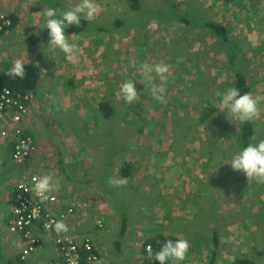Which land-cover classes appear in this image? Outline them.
<instances>
[{"label":"crops","instance_id":"0c3cea01","mask_svg":"<svg viewBox=\"0 0 264 264\" xmlns=\"http://www.w3.org/2000/svg\"><path fill=\"white\" fill-rule=\"evenodd\" d=\"M0 1L7 5L5 10L0 7V15L7 12L11 18L17 17L18 22L13 29L17 28L18 32L21 33L20 35H23L22 33L25 31H33L34 27H38L41 22L43 13L39 12L37 8L32 9V1L28 0L25 7L22 6V12L7 4V0ZM212 2L215 3L217 0ZM219 2L216 7L212 5L210 8L208 6L214 10H209L206 6H203L205 11L197 12L194 10L191 12L185 7L182 10L190 13L186 17L191 18V16H195V13H199L200 17L209 19L213 18V15L217 16L218 7H227V4L236 7L238 0H231L230 2L219 0ZM235 18V21L231 23H229L227 15L220 22L215 19L212 21L222 24L226 28L227 35L232 40L229 51L238 50L241 53V58L245 61L244 67L247 70L246 57L243 51V43L246 40L242 43L231 34L232 32L235 34L243 31L247 27H249L247 31L255 27L248 26V22L240 26L238 22L243 18ZM164 20L167 19L164 18ZM164 20H161L164 24L172 23H166ZM191 22L192 25L182 24L186 31L193 34H205L206 38L217 37L219 39L214 47L217 52L215 55H211L209 52L208 62L214 60L220 65L221 70L224 69V74H220V71L218 77L213 78L209 74L210 70L203 67V63L198 62L192 69L188 63L189 71L184 70L186 74L170 76L167 73L168 78L165 81L155 77L154 83L164 84L163 95L166 94V102L164 103L157 102L153 98L150 87L143 89V91L140 87L136 88L140 94L138 100L133 104H127L120 93L117 96L116 89L118 87H114L115 89L112 90L113 88L106 85V82L112 83L110 78L103 77V84L105 85L98 86L96 90L88 74L76 66H74L75 70L70 73L65 70V65H69L70 62H65V64L62 62L53 63L49 60L52 57V52L49 51L48 47L42 45V40L37 38L33 37L30 40L24 38V42L19 44L21 49H18L17 45L14 44L16 38H13L11 42L9 41L8 45L23 52L20 56L16 54L13 58H9L6 54V46L4 45L2 54L8 64L13 66L17 59H22L24 64L34 65L40 70V79L35 90L37 97L30 105L29 114L24 120V126L28 133L36 138L38 146L36 153L30 158L26 166L16 165L11 157V143L9 140L0 138V239L3 242L1 243L7 245L13 253V257L20 255L19 250L22 246L16 249V246L12 245V236L6 237L5 216L9 211V197L11 195L8 189L13 178L23 172H30L42 176L53 174L59 180V191H55L60 200L58 211L67 210L70 204H78L75 211L76 215L73 214L64 222L69 229L67 233L73 234L80 240L86 237L92 238L102 252V259L99 264H150V258L144 252L145 244L158 235L175 238L184 237L190 242L191 247L187 257L179 264H216L217 261V264H222L223 257L234 258V256H229L228 253L224 252V248L219 255L217 254L216 258L214 248V242L217 239L216 230L219 231V228L220 230L227 229L222 244L224 242L231 243L233 238L238 237V234L228 230L229 226L225 228V224L216 222L212 229L203 228L213 232L214 238L206 234L199 235L195 246L192 227L198 223L194 222H198L197 217H199L203 224L206 222L209 225L208 222L211 220L223 219L221 214L226 209L227 212L232 211L231 207L237 208L238 210H236L242 213L245 211L252 212L256 202L249 198L255 195V188L257 187V192H263L264 184L260 186L249 185L242 172L231 170V165L227 164L230 162L233 150L236 153L242 148L230 140V135L236 130L240 132L241 123L235 124L227 120L226 111L221 112L218 107V94H222L227 89L235 88V78L228 67L230 53L225 51L220 38L205 26L207 21L204 24L200 20ZM32 31L29 36L33 35ZM7 35L8 33L2 36L3 39ZM149 41L150 39L146 42L138 41L139 47H136L135 50L142 55L144 53L142 46ZM2 43L3 41L0 40V45ZM218 43H220V50L216 48ZM86 44L88 45V42ZM55 54H58V50ZM149 60L150 65H154L153 59H147V61ZM137 61L140 62L138 59ZM82 65L85 66V60ZM136 66L139 69L143 64L139 63ZM136 66L135 68H137ZM68 68L71 69V66ZM249 73L246 72L250 87ZM153 75L155 76V74ZM184 78L188 83L191 95L196 94L195 86L200 82L205 84L206 82L218 81L220 88L214 87L212 98L206 99L205 96L200 98L199 105L204 106V110H206V113L201 112L204 116L196 114L195 118L192 115L191 118L184 120L185 122L188 120L197 122L195 119L200 117L198 124L207 119L212 120L211 123L209 125L201 123L202 126L197 125L194 128L196 132L198 131L199 138H195L197 134L195 131H190L187 135L189 136L192 132L190 138L181 141L164 135L172 132L173 128L169 127V124L176 128L172 120L167 117L170 115L171 105L178 104V97L175 95L176 90L172 88L169 90V84H174V81L178 83ZM84 81H89L87 89L91 90L90 96L87 97H84V94L80 96L78 92L80 87H77ZM74 83L78 84L75 85ZM145 83L147 84V82ZM229 83L233 86L231 87ZM183 85H185L184 80ZM96 91L102 92L103 105L112 103L113 108L121 107L125 113L126 119H122L120 110L116 109H113L111 113L104 111L103 114L108 119L113 117L116 120L109 124V129L113 132L109 140L114 139L115 134H117V143L110 142L106 137L108 132L105 124L107 123L102 125V114L97 112L101 107H98L96 100L98 96L94 97ZM172 91H174L173 98L169 99L168 92L172 93ZM110 93L116 97L111 96L114 98L110 99ZM182 93L185 111L189 112L190 109L186 105L194 107L190 102L197 103V101H192L189 96H185L184 90ZM115 100H117L116 103ZM121 101H123V106H121ZM199 109L201 108H197V110ZM173 110L176 112V109ZM207 110L213 113L214 118ZM256 120L258 119H255L254 122L255 135L258 129ZM74 123L77 124V129ZM86 131L89 134L83 137V132ZM122 136L124 137L123 141L120 139ZM233 176L234 178H242L238 181L239 183L237 182L238 186L235 187L238 192L242 193V196H239L240 200H237L234 206L232 203H226L219 208L218 205L222 196H228L224 190L229 191V189L226 186L220 190L218 183L221 184L223 181L222 186L228 183L235 184V180L226 181L228 177L232 178ZM120 178L126 181L123 185L116 187L109 184V179ZM259 203L263 206L264 198L259 200ZM245 205H247V210ZM253 217H256V214L253 213ZM99 219L103 220L106 228H97L96 224ZM199 225L203 227L202 224L199 223ZM203 229L199 228L197 231L199 233L204 232ZM43 242V247L41 245L28 256L23 264L60 263L55 244V234H45Z\"/></svg>","mask_w":264,"mask_h":264},{"label":"rangeland","instance_id":"374dc122","mask_svg":"<svg viewBox=\"0 0 264 264\" xmlns=\"http://www.w3.org/2000/svg\"><path fill=\"white\" fill-rule=\"evenodd\" d=\"M32 1V0H30ZM141 4V6L147 10H142L140 13L138 11H132L130 0H95V3L99 6V12L96 16V18L91 22H97L101 26L108 28L111 24H115L120 21H124V27L121 29L116 30V32L109 33L108 31L103 32L100 30V28L97 30V28H93L91 30H88L87 32L79 34H73L70 33L68 28L65 29V35L70 36L71 41L75 42L78 49H79V63L72 64L69 63V65H65L66 71L68 73L75 70L76 66L79 70L85 72L88 74V77L92 80V84L94 88H98V86L105 85L103 84V77L104 78H110L112 83L109 81V83L106 82V85L113 88L114 90L116 87L117 96L118 93H120L119 85L122 84L125 80H130L135 82L134 87L135 88H142L146 89L144 76L142 67L138 69L137 64H149L150 60L147 61V59H153V63H159L163 62L168 66L170 69L169 73L170 76H177L186 74L184 70H188V63H190V68L192 69L198 62L203 63V67L208 68L210 70L211 77H218L219 72L220 74H224V69H220L219 66L214 60L208 62L209 56L215 55L216 50L215 47V41L214 40H208L206 38L205 34H193L189 31H186V28L183 23L176 22L177 19L173 18L176 15H179L181 17H186L190 13H182L178 12L179 8L180 10L185 7L186 9H190V11L196 10V11H205V8L203 6H206L209 10L211 6H215L219 4V0L217 2L213 3V0H138ZM79 0H38L37 3L32 4V9L37 8V10L43 13L41 22L39 23L38 27H34L31 36V31H25V33H22L23 35H20L21 33L18 32L16 29H9L5 28L4 33L0 36V40L3 41V43L0 45V67L6 68L8 66H11L6 61L5 57L3 56L2 52L4 51V45L6 46V54L9 56V58L15 57L17 54L20 56L23 52L16 50L14 47H11L8 45L9 41L13 38H16L17 40L14 42L16 47L18 49H21L19 44L24 42V38L32 39L37 38L39 40H42V45L47 47V43L49 40L48 36V30L44 29L45 25V16L44 11L48 8H54L57 10V13L67 10L75 4H77ZM189 2V3H187ZM1 3V1H0ZM7 4H10V6H14L15 10H21L22 6L25 7V4L28 3V0H7ZM168 4L171 6L168 7V9L165 11L163 8H165ZM210 6V8L208 7ZM0 7L7 9V5L5 3H1ZM219 10L217 12V16L213 15V18H209L207 20H213L215 19L217 22H220V20L224 19V16L227 15L229 23L235 21V17H242L243 20H240L238 24L245 25L246 22H248V26H254L255 28L248 30L249 27H247L243 31L236 32L235 34L232 32V36L236 37L237 41L244 42V54L246 57V65L247 70L246 72H250L248 74L249 84L252 90V94L254 96H261L264 97V0H239L238 3L235 6H230L227 4V7H218ZM30 10V9H27ZM33 11V10H31ZM3 12V11H2ZM6 12V11H4ZM22 12V10H21ZM16 13V12H15ZM150 13V14H148ZM140 14V15H139ZM198 14L196 13L193 18L190 19V21H197L198 20ZM137 19L133 18L134 16H138ZM0 16H5V18H8L11 22V17L5 13H1ZM164 17L167 20H164L166 23L171 24H164L161 20H156L158 18ZM217 17V18H215ZM83 19V18H82ZM214 21V20H213ZM139 23L140 27H134L135 23ZM160 22V23H159ZM12 23V22H11ZM130 25H132V29L130 28ZM182 25V26H181ZM197 25V24H194ZM181 26V27H180ZM10 30V31H9ZM192 31V30H191ZM37 32V33H36ZM8 33V35L3 39L2 36H5ZM18 33V35H17ZM150 39V41L142 46V50L144 53L141 55L139 51L135 50L138 46L139 42H146ZM253 41H255V46H253ZM88 42V45L86 44ZM219 42V40L217 41ZM221 42V40H220ZM148 45V46H147ZM153 45V47H151ZM24 46V44H23ZM3 48V50H2ZM210 52V54H209ZM137 54L138 56L136 57ZM52 57L49 59L53 63H59L62 62L65 64V62H68L65 59V56L62 52H59L58 54L51 53ZM208 56V57H207ZM217 57V56H216ZM219 57V56H218ZM217 57V58H218ZM135 59V60H134ZM140 60L139 61H137ZM85 60V66L82 65V63ZM171 60V61H170ZM142 62V63H141ZM87 64V65H86ZM91 64V66H90ZM182 64V65H181ZM89 65V66H88ZM175 65V67H173ZM68 66H71V69L68 68ZM135 66L137 68H135ZM61 67V66H58ZM250 68V70H249ZM189 71V70H188ZM143 77V78H142ZM84 78H86L84 76ZM171 79V78H170ZM140 80H142L140 82ZM183 80L185 81V85H183ZM144 82V83H143ZM143 83V84H141ZM174 84H169V90L171 88L175 91V95L178 97V104L177 105H171V108L169 111L170 115H168V119L172 120V123H174V128L171 124H169V127L172 129V132L166 133L164 136H168V138H174V139H187L190 138L187 136L190 131H195L194 126L197 124V122H193L192 120H188L185 122L184 120H187L192 117L195 118L196 114L201 115V112H205L204 106L199 105L200 98L205 96L207 99L212 98L215 88H220L218 81H212V82H206L205 84L203 82H200L198 85L195 86L196 94H190V89L188 87L187 81L184 79L180 80L178 83L175 81ZM77 85L78 83H74ZM84 84V85H83ZM83 84H79L77 87L78 92L80 93V96L84 97L90 96L91 90L87 89V85H89V81H84ZM137 85V87H136ZM207 85L208 87H206ZM229 85L232 87L233 85L229 83ZM115 87V88H114ZM184 90V95L189 96L192 101H197V103H191L194 105L192 107L191 105H186L187 108L190 109L189 112L185 111L186 107L183 104V93L182 90ZM186 90V91H185ZM109 91V90H108ZM168 92L169 99L173 98V93ZM198 92V93H197ZM172 94V95H171ZM203 94V95H202ZM110 99L116 97L114 94L110 93ZM96 99L98 102V107H101L99 110H97L98 113L101 112L102 114V125L104 123H107V132L108 134L106 137L108 140L111 138V135L113 132L109 129V124L114 123L116 120L113 117L106 118L104 117V111L112 112L113 109L120 110L121 118H125V113L121 107H112V103H109V105H103L101 96L102 92L96 91L94 97H97ZM114 96V97H111ZM140 96V94H139ZM138 96V98H139ZM188 97V98H189ZM121 98V97H117ZM166 98V94H165ZM189 98V99H190ZM138 100V99H137ZM117 100H115V103ZM121 106H123V101L120 102ZM133 104V103H132ZM201 108L197 110V108ZM260 108V114L256 118V126L258 129L256 130V135H252L248 144L256 142H259L260 140H264V100H262L259 104ZM173 109H176V112H174ZM199 111V112H198ZM207 112L211 113L210 110H207ZM227 114V113H225ZM202 116H204L202 114ZM211 116L214 118L213 113H211ZM166 117V116H163ZM85 120V119H83ZM197 121L199 119H195ZM228 120V119H227ZM212 120L207 119L206 121H200L201 123H207L209 125ZM233 123V122H232ZM178 125V126H177ZM198 125V124H197ZM75 128L77 129V124L74 123ZM124 127V126H123ZM122 127V128H123ZM234 130V129H233ZM91 133V132H90ZM172 133V136H171ZM196 136L195 138H199L198 131H195ZM78 134V133H77ZM89 132H83V137L88 135ZM32 135V134H31ZM79 135V134H78ZM239 135V132L236 130L232 136V141L234 144L238 146H242V143H239L237 141V136ZM33 136V135H32ZM34 137V136H33ZM133 137V136H131ZM260 137V139H258ZM35 138V137H34ZM161 136L159 137V139ZM117 134H115V138L112 140H109L112 143H117ZM121 141L124 140V137H120ZM36 140V138H35ZM105 141V140H103ZM231 143V144H233ZM103 144V143H102ZM217 150L219 148L217 147ZM233 154H235V151L233 150ZM13 161V160H12ZM232 170V168L230 167ZM245 175V174H244ZM236 177V176H235ZM234 178V176L232 177ZM227 178L228 180H235V184H226L225 186H222L224 183L223 181L220 185L219 189L222 190L226 186L228 187L229 191L224 190L225 194H228V196L223 195L220 199L218 207H222L223 204L226 203H232L234 204L239 201V196H242V193L238 192L235 187L238 186L237 182L242 179L239 178ZM248 182V181H247ZM239 183V182H238ZM249 185L253 186H260L261 184L256 183L255 181H249ZM258 188V187H257ZM257 188H255V195L249 199L255 200L254 209L252 212H238L237 208L231 207L233 210L226 211L221 214L222 218L211 220L209 225L205 222L204 224L202 221H200V218L198 222V225L192 227V233H193V240L195 242V246L197 244V238L199 235L206 234L207 236L213 237V232L208 231L209 229H212L214 224L216 222H221L226 228L228 227V230L234 231L235 234H238V237L233 238V241L231 243H223L224 247H222V239L225 240V235L227 233V229L223 230L219 228V231L216 230V237L219 241V244L215 245L214 242V248L216 253V258L223 249L224 252L228 253L229 256L232 255L234 258H226L223 257L222 264H232L237 259H249L257 264H264V204L263 206L261 203H259V200L264 198V189L263 192L259 191L257 192ZM244 202H247V200H244ZM245 208L247 210V205H245ZM258 208V209H257ZM237 209V210H236ZM240 209V208H239ZM253 213L256 214V217H253ZM214 216V212H213ZM200 224L203 225V227H200ZM230 223V224H229ZM203 229L204 232L197 231L198 229ZM6 237L11 236L8 232H6ZM1 240V239H0ZM212 240V239H211ZM2 242V240L0 241ZM3 243V242H2ZM44 245V242L42 244V247ZM2 247V254L3 256H0V264H18V256H12L10 251L8 250L7 245H1ZM7 247V248H5ZM235 250V251H234ZM10 253V255H9ZM35 254V253H34ZM218 254V255H217ZM9 261V262H8ZM22 261V260H21ZM26 261V260H25ZM23 263V261H22ZM218 263V261H217ZM216 263V264H217Z\"/></svg>","mask_w":264,"mask_h":264},{"label":"clouds","instance_id":"9594fccd","mask_svg":"<svg viewBox=\"0 0 264 264\" xmlns=\"http://www.w3.org/2000/svg\"><path fill=\"white\" fill-rule=\"evenodd\" d=\"M226 1L230 2L231 0ZM37 2L38 0H32V4ZM98 12L99 6L95 3V0H79L75 6L59 14L54 8L45 10L44 29L48 30L49 40L47 47L49 51L55 53L59 50V52L64 54L68 62L72 64L79 63V49L76 43L71 41L70 36L65 35V29L72 25L78 27L82 18L87 21H93ZM208 40H214L216 43L219 39L217 37H209ZM253 46H255V41H253ZM142 71L144 80L147 81L145 86L150 87L153 98L160 103L166 102V98L163 95L165 91L164 84H156L154 83V79L155 77H159L161 81L167 80V73H169L168 66L163 62L154 65L144 64ZM6 75L22 79L25 76L24 61L17 59ZM134 83L133 81L125 80L119 85L120 95L127 104H132L138 99L139 93L134 87ZM218 96V107L221 109V112L226 111V118L235 124L254 121L260 114L259 104L264 100V97L254 96L250 92L241 94L237 88L227 89L222 94H218ZM227 164H230L234 171L245 174L248 182L255 181L256 183L264 184V140H260L255 144H248L233 154L230 157V162ZM125 182L123 178L109 179V184L116 187L123 185ZM32 184L31 191L41 201H47L49 194L59 191L60 188L59 180L53 174L33 176ZM54 227L57 233H67L69 231L68 226L63 221L54 222ZM147 247L148 258H154L159 261V264H168L169 261L172 264H179V262L186 259L191 245L186 238L179 237L175 241L171 239L167 240L155 254L152 252L151 245ZM18 258L22 260L21 254Z\"/></svg>","mask_w":264,"mask_h":264},{"label":"built area","instance_id":"2783aa9c","mask_svg":"<svg viewBox=\"0 0 264 264\" xmlns=\"http://www.w3.org/2000/svg\"><path fill=\"white\" fill-rule=\"evenodd\" d=\"M11 22L0 16V36ZM35 91L20 92L7 87L0 91V138L9 140L12 146V160L16 165L26 166L36 153L35 138L28 133L24 120L30 105L36 98ZM42 176L23 172L10 181L9 211L5 216L7 232L12 236V245L19 250L22 260L28 258L43 244L45 234H55V244L60 257L59 264H99L102 252L92 238L77 239L73 234L57 233L56 221H67L78 204L73 203L65 211H58L60 200L53 192L47 201H41L32 191V177ZM98 228H106L102 219ZM54 238V236H53ZM148 248V247H147Z\"/></svg>","mask_w":264,"mask_h":264},{"label":"trees","instance_id":"16d2710c","mask_svg":"<svg viewBox=\"0 0 264 264\" xmlns=\"http://www.w3.org/2000/svg\"><path fill=\"white\" fill-rule=\"evenodd\" d=\"M130 2H131L130 5H131L132 11H138V13H140L142 10H147L141 6L138 0H130ZM169 5L170 4L166 6V9H164L165 11L168 9ZM178 12L186 13L184 10H181V11L178 10ZM139 15L134 16L133 18L137 19ZM193 17L194 16H191V18ZM198 17H199L198 20L203 22V24L207 21L205 26L211 29L220 38V40L222 41L224 45L225 51L226 50L229 51L232 40L230 39L229 35H227L226 28L222 24H217L213 22L212 20H207V19H204L203 17H200L199 14H198ZM162 18L163 17L158 18L156 20H163ZM173 18L177 19L176 22H181L187 25L189 24L192 25L191 24L192 22L190 21L191 19L190 17H181L179 15H176ZM11 22H12L11 25L7 26L6 28L13 29L18 22L17 17L11 18ZM123 24H124V21H120V22H117L116 25L111 24L108 28H105L97 22H91L85 19H81L80 25L78 27H76L75 25H72L67 28L70 33L78 34V35L79 34L81 35L82 33L87 32L88 30H91L93 28H97V30L100 28V30H102L103 32L108 31L109 33H112V32H116V30L118 29L123 28L124 27ZM140 26L141 25L136 22L134 27H140ZM130 28L131 29L133 28L132 25H130ZM216 48L220 50V43L217 44ZM229 53H230V58H229L230 64L228 65V67L231 69V72L233 73V76L235 78V84H234L235 88L239 89L241 94H244L247 92L252 93L250 87L248 86L246 69L244 67L245 61L242 60L241 53L238 50H232V51H229ZM24 66H25V76L22 79L19 77L12 78L6 75L7 71L12 66H8L6 68L0 67V91L5 87L11 90L20 91L23 93L36 90L39 79H40V70L36 66L31 65V64H24ZM198 122L199 121H197V124ZM254 122L255 120L251 122H247V123H241V129H240L239 135L237 136V141L243 144L242 146H240L242 147L241 149H243L244 147L248 145L247 142L249 141L251 136L252 135L254 136L255 134ZM197 124L194 126V128L197 127ZM198 125L202 126L201 124H198ZM230 137H231L230 140H232L233 136L230 135ZM258 139H260V137H258ZM169 239L175 241L177 238L172 237V236H165V235L156 236L155 238L149 240L145 244L144 252L148 255L146 246L151 245L152 252L153 254H155L156 252L160 250L161 246ZM215 243L217 245L219 244V241L216 239ZM1 245L2 243L0 242V256L2 257L3 254H2ZM149 260H150V264H159V261L155 260L154 258H151ZM17 262L18 264H23L19 258ZM168 264H172V262L169 261ZM232 264H257V263L249 259H237L234 262H232Z\"/></svg>","mask_w":264,"mask_h":264}]
</instances>
